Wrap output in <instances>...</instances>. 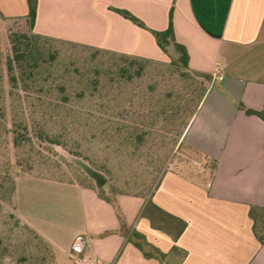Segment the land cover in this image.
<instances>
[{
	"label": "crops",
	"instance_id": "1",
	"mask_svg": "<svg viewBox=\"0 0 264 264\" xmlns=\"http://www.w3.org/2000/svg\"><path fill=\"white\" fill-rule=\"evenodd\" d=\"M172 6L189 67L216 76L180 142L217 167L176 165L150 194L112 200L76 182L22 178L19 214L69 264H81L71 250L79 234L102 264H264V227L255 226V217L264 224V120L240 107L264 111V0H39L34 32L167 61L149 29H166ZM28 12V0H0V18Z\"/></svg>",
	"mask_w": 264,
	"mask_h": 264
},
{
	"label": "rangeland",
	"instance_id": "2",
	"mask_svg": "<svg viewBox=\"0 0 264 264\" xmlns=\"http://www.w3.org/2000/svg\"><path fill=\"white\" fill-rule=\"evenodd\" d=\"M12 26L0 18V264H69L19 214L20 180L76 182L113 198L119 192L150 194L176 165L203 171L207 162L175 142L184 114L177 107L184 94L197 98L200 85L174 61L172 46L167 61L142 64L140 74L136 64L127 79L119 76V56L48 40L43 56L54 53L56 59L42 70L44 81L11 86L3 62L11 51ZM164 108L171 112L161 113ZM122 125L129 126L119 130Z\"/></svg>",
	"mask_w": 264,
	"mask_h": 264
},
{
	"label": "trees",
	"instance_id": "3",
	"mask_svg": "<svg viewBox=\"0 0 264 264\" xmlns=\"http://www.w3.org/2000/svg\"><path fill=\"white\" fill-rule=\"evenodd\" d=\"M38 1L39 0H28L29 4V12L26 16L22 17H2L3 19L13 21V26L9 29V39L11 41V51L6 54L4 58L3 65L7 69V81L11 86H17L20 81L24 84L29 82L39 83L42 81L41 73L42 70H46L50 67L51 61L56 59V55L54 53H50L48 58L43 56L44 53V45L48 40H54L63 44H72L76 46H84L95 49L97 52L110 54L113 56H119L121 60L124 61V66L120 68L119 76L127 79L132 78L131 68L134 67L136 64L139 65L135 69L134 72L140 74L142 71V64H146L148 62H152L153 60L142 58L134 55H129L125 53H119L110 50L100 49L94 46L77 44L72 42H67L61 39L50 38L44 35H40L34 32L35 21L37 17V10H38ZM114 11L121 14L123 17L133 21L135 24L149 29L146 24L135 14L131 11L123 8H113ZM173 11L174 6L171 7L170 15H169V24L168 27L164 30H154L149 29L159 47L167 54H169V48L172 46L177 53V57L174 60L177 64H181V66L186 70L188 75H192L191 79L192 82L197 85H200V90L198 93L197 98H191L189 94H184L181 98V103L178 105V111L184 110V114L180 116V123H178L179 127V134L176 139V144L179 142L178 148L182 145L180 142L181 136L184 133L186 127L188 126L189 122L191 121L193 115L195 114L199 104L201 103L203 97L209 90L211 83L213 82V76L209 73L200 72L192 70L189 67V52L186 46L180 42H178L175 38V31H174V24H173ZM18 71V72H17ZM44 81V80H43ZM60 90H64L63 86ZM11 94V93H10ZM84 92H81L80 95H83ZM12 95V94H11ZM189 95V96H187ZM64 101L68 99L67 96H63ZM240 107L245 110L247 114H256L264 120V111L263 110H255L251 108H247L244 104H240ZM172 108V107H171ZM171 112V109L164 108L161 113H168ZM173 113H176L173 110ZM129 125H122L119 126L118 129L122 130L121 128H128ZM27 129V126H25ZM13 132V131H12ZM14 133V132H13ZM145 132L143 131L141 134H138L137 139L143 140L145 137ZM46 139L52 140L50 135L46 134ZM129 137V136H128ZM20 139L18 136L13 137V145L19 147ZM207 163H209L214 171L217 167V162L215 160H211L205 157ZM93 187V186H92ZM96 188V187H94ZM97 189V188H96ZM98 190V189H97ZM98 193L101 197L112 200L109 197H106L103 193L98 190ZM254 215V214H253ZM27 225V224H26ZM255 226L257 230H262L264 224H260L258 218L255 217ZM30 227V226H28ZM32 231L36 233L38 237H40L43 241L48 243L51 248L53 245L51 242L45 238L41 233L35 230L33 227H30ZM261 241L264 242V234L260 235Z\"/></svg>",
	"mask_w": 264,
	"mask_h": 264
},
{
	"label": "built area",
	"instance_id": "4",
	"mask_svg": "<svg viewBox=\"0 0 264 264\" xmlns=\"http://www.w3.org/2000/svg\"><path fill=\"white\" fill-rule=\"evenodd\" d=\"M215 78L216 76H213V80ZM202 169L206 171L209 167L204 165ZM71 250L81 264H102L97 256L89 252L88 237L85 234H79L75 237L71 245Z\"/></svg>",
	"mask_w": 264,
	"mask_h": 264
}]
</instances>
